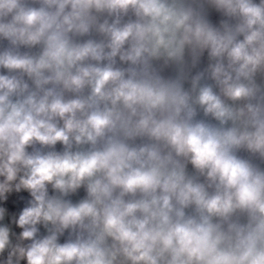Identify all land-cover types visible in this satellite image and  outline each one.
I'll return each mask as SVG.
<instances>
[{"label":"clouds","instance_id":"9594fccd","mask_svg":"<svg viewBox=\"0 0 264 264\" xmlns=\"http://www.w3.org/2000/svg\"><path fill=\"white\" fill-rule=\"evenodd\" d=\"M0 264H264V0H0Z\"/></svg>","mask_w":264,"mask_h":264}]
</instances>
